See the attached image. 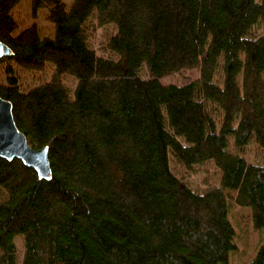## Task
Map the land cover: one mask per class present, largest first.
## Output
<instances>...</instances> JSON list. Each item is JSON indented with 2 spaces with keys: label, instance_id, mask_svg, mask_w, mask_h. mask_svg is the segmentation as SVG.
I'll return each mask as SVG.
<instances>
[{
  "label": "trees",
  "instance_id": "16d2710c",
  "mask_svg": "<svg viewBox=\"0 0 264 264\" xmlns=\"http://www.w3.org/2000/svg\"><path fill=\"white\" fill-rule=\"evenodd\" d=\"M23 1L0 97L51 176L0 158V264H264V0Z\"/></svg>",
  "mask_w": 264,
  "mask_h": 264
},
{
  "label": "water",
  "instance_id": "95a60500",
  "mask_svg": "<svg viewBox=\"0 0 264 264\" xmlns=\"http://www.w3.org/2000/svg\"><path fill=\"white\" fill-rule=\"evenodd\" d=\"M11 55L10 48L0 42V59ZM0 158L7 161L14 159L21 161L26 167L32 168L41 180H47L51 176L47 148L34 150L27 144L24 134L15 124L11 103L1 97Z\"/></svg>",
  "mask_w": 264,
  "mask_h": 264
},
{
  "label": "rangeland",
  "instance_id": "374dc122",
  "mask_svg": "<svg viewBox=\"0 0 264 264\" xmlns=\"http://www.w3.org/2000/svg\"><path fill=\"white\" fill-rule=\"evenodd\" d=\"M72 1V0H71ZM64 2H67L70 4V0H64ZM14 16L17 19V21L20 22V24H22V27L29 25L32 20L29 19V11H28V0H24L22 2V4H20V6L18 8L15 9L14 11ZM39 22V26L42 32H48L49 27L47 25H45L42 21V19H38ZM23 78L21 81L22 82V86L23 88H26L28 86H30L31 84V79H29V74L27 76V74H22ZM142 76L147 77V74L145 72H142ZM197 77V71H184L180 74H176L170 77H164L162 79L163 83H173V84H183L189 80H192L194 78ZM64 84H66L67 86H71L73 84L72 80L65 78L63 80ZM216 174L214 173V171L212 170V168L210 167H205L204 170H200L198 173H196V175H194L193 177H190L187 179V182L189 184V186L194 189V190H201V184L202 181L204 179H207L208 182H210L211 184H216ZM17 247H18V252L19 255L22 252V244L21 241L17 240ZM252 255V254H251ZM247 257V259L250 258V256ZM244 261L237 259L236 257H233V263L234 264H242Z\"/></svg>",
  "mask_w": 264,
  "mask_h": 264
}]
</instances>
